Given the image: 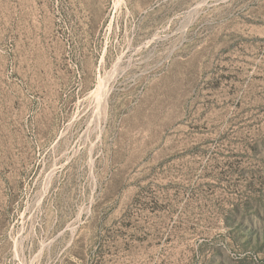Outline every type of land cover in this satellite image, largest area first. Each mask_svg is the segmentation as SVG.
Listing matches in <instances>:
<instances>
[{
	"label": "rangeland",
	"instance_id": "rangeland-1",
	"mask_svg": "<svg viewBox=\"0 0 264 264\" xmlns=\"http://www.w3.org/2000/svg\"><path fill=\"white\" fill-rule=\"evenodd\" d=\"M0 264H264V0H0Z\"/></svg>",
	"mask_w": 264,
	"mask_h": 264
}]
</instances>
